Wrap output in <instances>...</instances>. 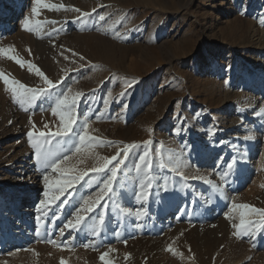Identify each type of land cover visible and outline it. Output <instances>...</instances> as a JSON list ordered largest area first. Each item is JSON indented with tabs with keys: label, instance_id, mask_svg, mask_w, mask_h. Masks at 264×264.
I'll return each mask as SVG.
<instances>
[{
	"label": "rangeland",
	"instance_id": "rangeland-1",
	"mask_svg": "<svg viewBox=\"0 0 264 264\" xmlns=\"http://www.w3.org/2000/svg\"><path fill=\"white\" fill-rule=\"evenodd\" d=\"M1 3L11 12L0 10L6 16L0 30H7L0 32V49H14L25 66L0 54V73L46 93L25 112L0 80V264H104L105 252L112 264H264L255 261L264 254V221L252 215L253 223L241 229L243 210L233 209H264V23L259 27L258 17L264 0H46L64 7L41 8L39 16L32 12L35 0ZM27 64L57 87L48 89ZM66 94L80 99L73 132L52 141L62 155L79 154L74 148L85 123L99 130L88 131L98 142L84 152L109 150L110 158L124 144L152 141V171H136L142 149L133 150L111 199L85 214L76 230L64 227L66 221L74 222L78 206L97 194L107 173L85 177L67 200L41 209L45 170L27 137L33 127L20 120L53 113ZM46 125L36 129L55 131L61 121ZM73 163L84 171L93 162ZM26 166L40 175V185L25 180ZM148 176L152 195L141 202L135 194ZM4 212L21 213L18 225L28 221L13 235L17 240L6 237ZM21 236H29L25 246ZM42 243L45 248H35Z\"/></svg>",
	"mask_w": 264,
	"mask_h": 264
},
{
	"label": "snow or ice",
	"instance_id": "snow-or-ice-1",
	"mask_svg": "<svg viewBox=\"0 0 264 264\" xmlns=\"http://www.w3.org/2000/svg\"><path fill=\"white\" fill-rule=\"evenodd\" d=\"M36 7L32 9L34 15L39 16L41 8H46L49 10H58V8H63V5L56 6L53 4L46 3V0H35ZM76 12H80L81 10L78 8L72 9ZM84 15H88L85 13ZM100 19L103 20L104 17L100 16ZM31 21H25V30L31 31L30 27ZM14 53V49H0V54L6 56L9 60L14 61L16 64L21 67L25 66V61L20 59ZM83 59V57H81ZM27 68L29 70H33L37 76L43 79L44 83L47 85L48 89L56 88L57 85L48 78V76L40 70L34 64H27ZM0 80H3L5 85L9 86V90L13 94L14 100L20 105L22 110L27 112L29 110L27 106H32L35 102L40 99L42 95H45V89H34L32 87H28L22 82L18 80L12 79L9 80L7 76L3 73H0ZM70 91V89H69ZM80 99V95L77 94L75 97H69L68 95H63L62 98L58 99L55 103V108L53 109V114L58 116L61 121V126L58 127L55 131H45V130H37L35 126V122L33 121V130L27 133V137L30 141L31 147L35 150L34 156L35 160L40 166V168L45 170V174L42 176L45 190L43 191V196L45 200L40 204L41 209L49 208L50 205L55 204L57 201H61V198H67L72 195L70 189L75 188V186L85 180V177L89 179H93L95 175L107 173L102 181V186L100 187L97 194L92 197L83 199L82 204L78 206V210L75 212L74 222L73 219H69L66 221L64 227L69 230H76L81 223L86 219L85 214H89L94 212L97 208H99L102 203L106 204L108 199H111V194L114 191L115 182L118 179V174L121 171V166L125 164L126 160L129 157V154L136 149H142V154L138 158V163L136 165V171H141V168L146 170L147 172H151L153 168L152 161L148 159L150 153L148 150V146L152 144V141L146 142L144 145H139L135 143H127L124 144L120 151L117 152L116 155L107 157H98L97 166L91 169V174L88 171H77V169L73 166H69V162L72 160L71 154H61L63 152L62 147L52 146V141L56 140L57 137L64 138L69 137V135L73 132V126L76 124V107L77 103ZM48 126L45 125V129ZM151 131V130H150ZM79 139V145L74 148L75 153H81L87 145L94 146L98 141L97 138L90 136L88 134V125L85 123L83 128L77 133ZM57 145H60V141H56ZM99 143H103V141H99ZM111 146V144H109ZM217 161H219V157H217ZM227 168H232L233 163H227L225 165ZM165 167L163 163V159L161 158L160 168L163 170ZM176 165L173 164V170H175ZM52 174H56L55 178L48 174V172ZM182 179H187L181 173ZM223 178V173H221ZM148 182H141L138 186V191L135 194V198L143 202L146 198H150L153 190V183L151 181V177H146ZM195 179V178H194ZM211 184V181H208ZM160 189H157L159 191ZM167 191V189H164ZM239 207L242 209L239 228L245 229L247 225H251L253 222L249 218L252 215L258 216L261 221H264V209H257L254 206L242 204L235 205L233 204V209ZM137 217L142 218L145 215L144 211H137ZM100 223L103 224V218L100 219ZM61 234H63V230L61 229ZM56 245V240L47 241ZM59 246V245H57ZM87 246V245H85ZM67 247V245H64ZM168 251H173L172 248H169ZM109 253L105 252L100 256V260L104 262V264H112L111 260L108 258ZM63 264V262H62Z\"/></svg>",
	"mask_w": 264,
	"mask_h": 264
},
{
	"label": "bare ground",
	"instance_id": "bare-ground-1",
	"mask_svg": "<svg viewBox=\"0 0 264 264\" xmlns=\"http://www.w3.org/2000/svg\"><path fill=\"white\" fill-rule=\"evenodd\" d=\"M1 8H2V11H3V13H4V11L6 12V16H8L9 15V13L11 12V8L9 7V5H7V4H3V3H1L0 4V10H1ZM2 13V14H3ZM21 15H23V12L20 14V18L22 17ZM6 16H4V15H0V25H2V24H4V21H5V19H6ZM258 17H260V22H259V20H258V22H259V27H261L262 26V23H264V13L263 14H261V16H258ZM258 27V28H259ZM257 28V29H258ZM261 30V29H260ZM2 30H0V32H1ZM263 31V30H262ZM5 32H7V30H4L3 29V31H2V34L3 33H5ZM260 32V31H259ZM258 32V33H259ZM18 35V34H17ZM15 39V38H14ZM18 39H20V40H23V39H25L24 37H21V35L19 36V38ZM28 42V41H27ZM31 45V44H30ZM30 49V48H29ZM263 62H264V60H263ZM12 67V66H11ZM21 75V74H20ZM99 81V80H98ZM44 89V88H43ZM67 95V94H66ZM57 96H55V99L57 100V98H56ZM54 99V100H55ZM254 99H256V98H254ZM55 102V101H54ZM17 116V115H16ZM57 117L58 116H56V115H54L52 112H49L48 114H46L45 116L44 115H20V120H21V124H23L24 126H27V127H33V124H32V122L34 121L35 122V126H37V127H43L44 125H46V123L48 122V121H55V119L57 120ZM102 126V125H101ZM45 127V126H44ZM96 128L99 130V128H98V126H97V124H95V123H92V124H88V131H94V130H96ZM101 128V127H100ZM52 129V128H51ZM97 132V131H96ZM102 136V135H101ZM115 149V148H114ZM112 150L110 153H113L115 150ZM109 151V150H108ZM108 151H106L107 153H108ZM105 152V150H101V149H97V150H95L94 152H90V151H87V152H81V153H79V154H77L76 156H74L73 158H72V160H73V162L75 161V163H85L86 161H89V160H92V162L94 163H91L90 165H87V166H85V168H82L84 171H87V170H91L92 168H94V167H96L97 166V163H98V157H106V153ZM109 154V153H108ZM108 157H109V155H107ZM71 160V161H72ZM73 162H71V163H69V166H73V165H75ZM27 163V162H26ZM31 162H28V164H30ZM84 167V166H83ZM24 169H22V174H23V171L25 172V177H26V179L25 180H28V182L29 181H31V183H34V185H35V187L36 186H38V185H40L39 184V182L37 181V177L38 176H40L39 174H37V173H34L33 171H32V169H31V167H28V166H26V167H23ZM14 181H15V179H14ZM34 187V188H35ZM37 189V188H36ZM37 191V190H36ZM9 192V191H8ZM16 192H17V190H15L13 193L14 194H16ZM2 197H4V196H2ZM28 197H29V195H28ZM94 197V196H93ZM35 198V194L34 195H32L31 196V198H29V202H28V204L30 205L31 203H33L32 202V199H34ZM82 204V203H81ZM7 209L8 207H7V205L5 206V201H4V203H3V209ZM10 211H12L13 212V210H10ZM26 212H32V213H36V215H37V212L35 211V210H30V208H28L27 207V209L25 210ZM12 212H10V213H5L4 212V214H3V216L2 217H4V218H9V219H7V224H6V226H4V229L3 230H5V229H7L8 231H9V234H8V236H6V237H8V240H13V239H16L17 240V238L16 237H14L13 235H19V233L21 234L22 232V230H24L23 229V227H21V226H24V224L25 223H27L28 221L27 220H25V221H23V223L21 224V225H18V222H20L19 221V218H20V215H21V213H19L18 212V215H19V217H17V218H15V217H13V216H10L9 214H11ZM210 215H212V213L211 212H209V213H205L204 214V216H210ZM11 217H13V218H11ZM24 219V218H23ZM10 222H12V223H10ZM15 222H16V224H15ZM8 223H10L9 225H8ZM16 226H18L19 227V229L18 228H16ZM21 227V228H20ZM13 229H18V231L17 230H15V231H17V232H15V233H12V231L11 230H13ZM66 229V228H65ZM209 230V229H208ZM8 233V232H7ZM44 240H46V239H44ZM29 241V236H21L20 237V241H19V243H20V245L19 246H23L24 245V243H27ZM204 241V240H203ZM44 242V241H43ZM13 243V242H12ZM22 244V245H21ZM36 245V244H35ZM25 246V245H24ZM45 244L44 243H42V244H38V245H36L35 246V248L36 249H38V248H45ZM69 247H71V246H69ZM56 248V247H55ZM70 249V248H69ZM41 250H43V249H40L39 250V252H41ZM53 251V250H52ZM60 251V250H59ZM63 250H61V252H62ZM49 253V252H48ZM57 254H59V253H57ZM72 254V253H71ZM47 255V254H46ZM52 255V254H51ZM66 255V254H65ZM38 257V256H37ZM264 261V254L263 253H259L257 256H256V260L255 261Z\"/></svg>",
	"mask_w": 264,
	"mask_h": 264
}]
</instances>
